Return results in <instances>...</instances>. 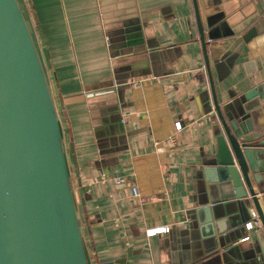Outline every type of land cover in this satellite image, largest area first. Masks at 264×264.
I'll use <instances>...</instances> for the list:
<instances>
[{
	"label": "crops",
	"instance_id": "crops-1",
	"mask_svg": "<svg viewBox=\"0 0 264 264\" xmlns=\"http://www.w3.org/2000/svg\"><path fill=\"white\" fill-rule=\"evenodd\" d=\"M20 3L57 106L89 263L256 264L253 222L237 242H217L193 212L221 128L213 90L224 111L252 89L264 94V0H198L211 78L193 0ZM161 227L170 232L147 237Z\"/></svg>",
	"mask_w": 264,
	"mask_h": 264
},
{
	"label": "water",
	"instance_id": "water-1",
	"mask_svg": "<svg viewBox=\"0 0 264 264\" xmlns=\"http://www.w3.org/2000/svg\"><path fill=\"white\" fill-rule=\"evenodd\" d=\"M193 5L211 78L198 0ZM260 33L253 29L246 40ZM115 74L113 88L127 84ZM213 96L221 128L199 173L193 213L204 238L217 242H237L253 222L251 257L264 264V94L252 89L227 111ZM70 152L77 169L73 144ZM76 176L84 205L87 190ZM0 264H90L57 106L20 0H0Z\"/></svg>",
	"mask_w": 264,
	"mask_h": 264
},
{
	"label": "built area",
	"instance_id": "built-area-1",
	"mask_svg": "<svg viewBox=\"0 0 264 264\" xmlns=\"http://www.w3.org/2000/svg\"><path fill=\"white\" fill-rule=\"evenodd\" d=\"M114 88L117 89V86L115 85ZM175 130L176 132L180 133L182 130H183V125L179 122L176 123L175 125ZM174 139H170L169 140V143L170 142H173ZM116 184H123L125 181H126V178L124 177H121V178H115L113 179ZM133 196L135 198H139L140 197V194H139V191L136 187L133 188ZM247 229L248 230H252L253 229V225L251 223H248L247 224ZM170 232V227H161V228H155V229H151L147 232V237L148 238H151V237H154V236H157V235H161V234H168ZM250 238L249 237H246L245 239H243V241H248Z\"/></svg>",
	"mask_w": 264,
	"mask_h": 264
}]
</instances>
